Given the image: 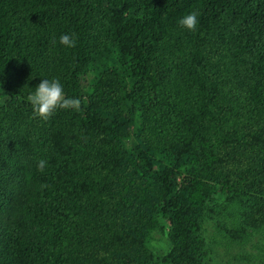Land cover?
<instances>
[{
    "label": "trees",
    "instance_id": "1",
    "mask_svg": "<svg viewBox=\"0 0 264 264\" xmlns=\"http://www.w3.org/2000/svg\"><path fill=\"white\" fill-rule=\"evenodd\" d=\"M210 221L264 232V0H0V264H210Z\"/></svg>",
    "mask_w": 264,
    "mask_h": 264
},
{
    "label": "rangeland",
    "instance_id": "2",
    "mask_svg": "<svg viewBox=\"0 0 264 264\" xmlns=\"http://www.w3.org/2000/svg\"><path fill=\"white\" fill-rule=\"evenodd\" d=\"M83 84L88 86L87 79ZM206 236L211 252L210 264H262L264 262V232L255 235L247 244L231 243L224 238L215 221L206 224ZM152 249L161 255H165L170 244L165 232L154 234Z\"/></svg>",
    "mask_w": 264,
    "mask_h": 264
},
{
    "label": "clouds",
    "instance_id": "3",
    "mask_svg": "<svg viewBox=\"0 0 264 264\" xmlns=\"http://www.w3.org/2000/svg\"><path fill=\"white\" fill-rule=\"evenodd\" d=\"M197 13L190 12L177 20L178 26L188 30H194L197 26ZM75 40L69 35H61L59 44L71 48L74 46ZM28 101L32 106L34 116L47 120L48 117L56 109H78L79 101L77 99H69L65 97L63 87L59 80L41 79L35 86L34 91L29 95ZM45 161L41 160L37 163V167L43 170Z\"/></svg>",
    "mask_w": 264,
    "mask_h": 264
}]
</instances>
